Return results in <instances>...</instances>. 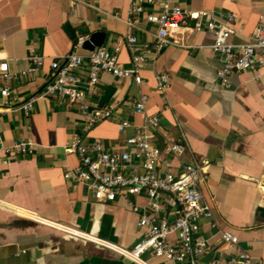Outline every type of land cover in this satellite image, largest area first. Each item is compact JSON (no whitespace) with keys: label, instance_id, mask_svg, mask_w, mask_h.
Instances as JSON below:
<instances>
[{"label":"crops","instance_id":"obj_1","mask_svg":"<svg viewBox=\"0 0 264 264\" xmlns=\"http://www.w3.org/2000/svg\"><path fill=\"white\" fill-rule=\"evenodd\" d=\"M182 8L208 9L217 19L225 12L234 16L231 40L241 44L264 22V0H169ZM138 0H0V57L15 76L7 81L16 98L8 104L0 96V144L9 145L30 138L32 152L10 159L0 152V264H138L124 261L123 254L103 241L128 249L141 235L138 213L126 200L96 201L84 183L64 177L78 162L63 144L73 132L84 141L99 140L109 150L122 148L125 136L144 123L143 113H131L132 101L141 91L148 96L146 114L157 113L159 127L152 142L181 139V161L199 157L208 160L201 184L203 197L212 205L221 227L238 236L236 245H225L209 219H200V232L209 251L197 257L198 264H228L226 257L247 252L252 263L264 264V65L230 75L227 87H220L215 70L220 65L211 49L213 36L193 30L192 20L181 25L177 42L161 48L153 59L138 64L141 83L99 72L96 94L87 100L96 106L115 104L114 113L82 128L83 118L75 106L59 95H39L49 73L50 57L66 53L74 38L62 24L88 31L105 32L102 44L110 46L127 31L130 4ZM146 9H149L145 5ZM131 32L139 44L151 43L155 24L136 15ZM34 48L46 56L44 64L28 76L26 55ZM83 46L78 49L84 53ZM118 62L131 66L125 46L117 52ZM76 73L86 76V63ZM166 73L170 84L156 89V76ZM2 81H0V84ZM111 88L106 102L103 93ZM37 95L25 113L17 105ZM131 125L118 131L121 117ZM174 159V164L178 163ZM256 178V180L254 179ZM131 201L147 208L144 195ZM167 213V211H165ZM175 240V234H169ZM147 264H170L163 258L145 255Z\"/></svg>","mask_w":264,"mask_h":264},{"label":"built area","instance_id":"obj_2","mask_svg":"<svg viewBox=\"0 0 264 264\" xmlns=\"http://www.w3.org/2000/svg\"><path fill=\"white\" fill-rule=\"evenodd\" d=\"M139 14L156 26L151 43L139 44L131 32ZM187 20L193 21L190 26L193 30H204L213 36L210 46L220 62L215 70L220 87L228 86L232 73L264 65V22L255 27L246 42L235 44L231 40L235 19L229 11L225 12L224 19H217L208 9L182 8L169 0H138L128 7L126 33L110 46L101 44L80 53L78 49L87 35L77 34L66 53L50 57L48 77L39 95L65 97L80 112L82 128L87 129L110 117L116 108L113 103L96 106L87 100V94L97 92L99 72H108L140 84L138 64L153 59L167 44L176 43L177 32ZM122 46L129 53L130 67L118 62L117 52ZM45 58L34 48H29L27 65L18 74L28 76L34 73L44 64ZM84 62L86 76L82 78L76 70ZM14 76L6 60L0 57V96L4 104H8L9 97L16 98L7 84ZM169 84L166 73L157 74V90L164 91ZM36 97L30 95L17 106L27 113ZM147 100V94L140 91L132 101L131 113H143L144 123L137 126L134 133L125 136L122 148L109 150L101 141H84L79 133L73 132L64 142L63 149L73 152L78 162L75 167L65 170L64 177L86 184L96 201L122 198L138 213L137 225L143 228V232L128 249L103 241L104 245L138 264H147L145 255L163 258L170 264H198L197 257L209 251L207 239L200 232L201 218L209 219L210 227L219 232L221 241L227 246L236 245L238 236L230 228L218 224L212 205L203 197L201 184L206 177L208 160L204 157L193 161L179 160L178 156L184 149L181 139L166 141L162 146L152 142L153 132L159 127V116L157 113H145ZM129 125L131 119L127 116L121 117L116 124L120 132ZM33 144L30 138H20L9 145L0 144V152L5 159H10L31 153ZM174 159H178L177 164H174ZM139 195L147 198L146 210L131 201V197ZM171 233L175 234V240L169 237ZM226 262L253 264L251 256L245 251L228 255ZM210 264H217V261L212 260Z\"/></svg>","mask_w":264,"mask_h":264},{"label":"water","instance_id":"obj_3","mask_svg":"<svg viewBox=\"0 0 264 264\" xmlns=\"http://www.w3.org/2000/svg\"><path fill=\"white\" fill-rule=\"evenodd\" d=\"M63 29L67 32L69 37L74 38L77 34L87 35L86 39L83 41L82 46L86 49H92L94 46L101 45L105 32L102 30L88 31L86 27L82 28L81 26H71L68 21H64L62 24ZM112 92L111 88H108L100 98V102H106ZM260 215L264 216V207H258ZM124 261L130 260L128 257L123 256Z\"/></svg>","mask_w":264,"mask_h":264}]
</instances>
